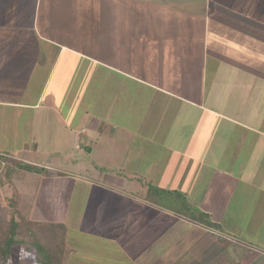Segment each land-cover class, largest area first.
<instances>
[{
	"label": "crops",
	"instance_id": "0c3cea01",
	"mask_svg": "<svg viewBox=\"0 0 264 264\" xmlns=\"http://www.w3.org/2000/svg\"><path fill=\"white\" fill-rule=\"evenodd\" d=\"M15 4L20 9L17 15L11 13L10 8ZM76 68L81 80L85 76L83 84L93 83L98 93L101 88L102 96L107 94L103 89L106 84L107 87H119L121 101L118 102L124 101L127 107L121 114L129 119L136 107L142 108L145 104L146 108L154 109L162 103V108L155 115L160 122L170 110L177 111V115L190 111L194 117L191 118L197 122L194 126L181 125L189 133L187 141L186 136L176 133L170 134L169 140L164 130L158 127L159 132L155 135L142 134L138 140L143 142L140 145L138 141L128 145L133 134L124 132L119 126L114 127L113 135L107 134L105 127L100 130L96 147L108 144L107 148L100 149L104 150L102 152L98 150L88 164L94 161L93 165L102 166L105 159L108 162L104 166L105 177L94 185L108 195L112 193L114 196L115 192L128 194L130 203H138V206L130 205V215L135 212L150 222L158 218L161 213L159 207L163 206L129 191L133 180L147 175L171 177L172 180L181 171L193 177L199 169L196 166L202 165L208 156L205 152L207 143L201 132L204 126L202 116H221V119L231 121L230 117L214 108L217 102L219 107L224 105L226 93L244 94L250 87L256 92H264V0H0L1 107L29 110L28 119L33 122L43 101L46 104V101L53 100L54 103L59 98L57 90L46 94L48 85L54 83L53 80L65 86L76 83L72 81ZM40 72L45 76L37 83L40 87L35 88L34 78H39ZM55 73L57 76L53 79ZM95 78L97 80L93 82ZM0 110L4 112L0 111V115L6 114L5 109ZM113 112L115 110H104L97 116L83 112L81 126L72 127L71 122L65 119L68 129L60 126L61 132L56 137L62 143L52 146L58 155L52 163L55 169L45 165L49 173L38 174L41 175L40 181L34 206H31L34 219L50 215H54V220L59 218L55 207L61 203L59 193L62 195L74 188L75 180L67 178L71 175L67 172L61 175L57 168L61 163L57 160L64 161L68 156L65 160L68 165L73 158L65 153L74 140L79 145L75 149L80 151V145L89 141L88 131H92L91 134L99 131L97 126L94 127V121L99 123L98 118L102 117L106 122V115L115 119L118 115H113ZM18 116L8 117L17 119ZM66 117L70 120L67 114ZM44 121L41 119L46 123ZM234 121L240 124L238 120ZM143 130L140 128L139 131ZM68 132L73 137L69 138ZM77 133L82 137L76 140ZM112 137L117 147L124 146L127 150L118 160L113 154ZM175 137H179L177 144ZM36 141L34 136L32 150L38 149L39 142ZM183 141L185 143L181 145ZM23 145L25 150L29 149L27 143ZM86 149V155L90 156L94 149L89 146ZM225 149L222 145V150ZM133 151H139V156L145 159L139 172L125 166L132 165ZM154 157H158L156 170H147ZM119 165L124 168L119 169ZM89 170L87 168L86 171ZM127 179L132 181L125 185ZM151 180L148 185L157 186ZM185 184H181L182 189ZM231 193L225 188L207 191L201 202L207 218L201 216L202 212L191 217L184 212L169 210L186 222L181 230L178 229L175 238L179 245L177 248L183 251L178 255L179 264H264V234L255 235L252 239L236 238L231 232L234 226L229 227L225 221L224 213ZM146 222L136 230L146 229ZM183 232L185 237L181 236ZM118 235L122 237V232ZM132 238L130 235L126 243H130ZM172 239L168 248L174 244L173 241L170 243ZM167 250L170 256L171 249ZM163 258L164 255L156 262L163 263ZM171 261L174 264V260Z\"/></svg>",
	"mask_w": 264,
	"mask_h": 264
},
{
	"label": "rangeland",
	"instance_id": "374dc122",
	"mask_svg": "<svg viewBox=\"0 0 264 264\" xmlns=\"http://www.w3.org/2000/svg\"><path fill=\"white\" fill-rule=\"evenodd\" d=\"M10 8L12 9L11 13L16 15L20 11L18 4L11 5ZM78 72L76 68L72 81L77 82L74 84L69 83L65 86L58 84L57 80H53L54 83L48 85L46 94H53L57 90L59 98L54 103L53 100L46 101V104L43 101L41 108L36 111L37 118L33 122L28 119L29 110L0 106V109L6 111V114L2 115L4 112L0 110L2 113L0 115V263L6 260L5 257L10 256L9 264H23L25 260H29L28 264H36L32 252L27 250L30 247L40 246L41 254L46 255L47 251L52 253V264H172L173 261L170 262V260H174V264H179L177 262L178 255L183 251L177 248L179 245L175 238L178 229L181 230L186 222L180 217L172 215L169 210L184 212L183 214L186 216H197L199 212L203 213L201 209L203 196L207 194V191L219 188L232 191L224 218L226 217L225 221L230 224L229 227L234 226L235 229H231L234 236L252 239L255 235L258 237V234H264V92H256L253 87H250L244 94L242 92L226 93L224 105L219 107L218 102L214 105V108L223 113L225 117H230L233 123L230 120L221 119V116H202L204 126H202L203 131L201 130V132L204 142L207 143L205 152L208 156L202 165L196 166L199 169L193 177L184 175L187 172L181 171L182 174L176 173V179L172 180L171 177H148V175L133 180L129 191L139 198H150L157 202V205L163 206L159 207L161 213L158 218L146 222L143 216H139L135 212L130 215V205L138 206V203H130L128 194L115 192L114 196L112 193L108 195L94 185H98V180L105 177L104 166L108 162L105 159L102 166L93 165L94 161L88 164L93 156L96 157L98 150L102 152L104 150L100 149L107 148L108 144L103 147L98 144L96 147V140L100 138V130L105 127L107 134L110 135H113L116 126H119L124 132L129 131L133 137H130L128 145L136 143L142 134L155 135L159 132L157 131L158 127L164 130L163 133L169 140L170 134L176 133L179 136H186L185 141H187L189 133L187 134L181 125L194 126L197 122L193 121L194 117L190 111L186 114L182 113L183 115H177L175 110L168 111V114L164 115L160 122L155 115L162 108V103H158L154 109L148 106L146 108L145 104L142 105V108L136 107L133 112L134 116L130 115L129 119L125 114H121L127 107L124 101L123 103L118 102V100L121 101L119 87H113L114 85L107 87L106 84V87L102 88L107 94L102 96L101 88L98 93L93 83L88 86L83 84L86 81L85 76L81 80ZM57 73L54 74L53 79ZM44 76L45 73L40 72L39 78L38 76L33 77L36 83L34 84L35 88L40 87L37 83L42 81ZM79 78L80 80H78ZM96 80L97 78L93 82ZM80 81L83 82L80 84ZM121 81L123 82L122 79ZM84 88L86 90L82 93ZM136 104L138 105V102ZM105 106L108 108H104ZM66 107L68 108L66 109ZM104 110L107 112L115 110L113 115L116 113L118 116L114 119V117L106 115V122H104L105 118L104 121L102 120V117L98 118L100 119L99 123L94 121V127L97 126L99 131L96 130L97 132H93V134H91L92 131H88L89 141L80 145V151L75 149L76 145H79L74 140L65 153L73 158L68 161V165L65 163L68 156H65L64 161L57 160V163H61L57 167L61 171V175L67 172V175L71 174L67 178L75 180L74 188L62 195L59 193L58 200L62 204L59 203L55 206L56 215L59 218L54 220L52 219L54 215H50L46 217L48 219H34L31 208L34 206L33 201L40 181L39 176L41 175L38 174L49 173L47 165L55 169V165L53 166L52 163L58 155L55 154L56 151L53 147L56 143H62V140L60 142L56 138L57 134L61 132L60 126L68 129L65 119L71 122L72 127L81 126L83 112L97 116L98 112ZM45 112L47 115L44 116ZM18 113H20L19 116ZM49 114H51L50 117ZM12 115L18 116L17 119L8 117ZM195 117L198 118L197 115ZM41 119H44L46 123H42ZM234 120H238L240 124ZM140 128L144 130L139 131ZM31 130H34V133ZM205 134L207 135L205 136ZM34 136L39 142L36 150H32ZM70 137H73L72 133H69ZM80 137H82L81 133L75 134L76 140ZM135 138L137 140H133ZM178 139L179 137H175V144L178 143ZM185 141L180 144L182 145ZM26 143L29 147L28 150L23 148V144ZM137 143L140 145L143 142L138 141ZM111 144L114 150L113 154H116L117 160L120 159L121 154L127 150L124 146V149L120 146L117 147L113 137ZM222 145L226 148L224 151ZM87 146L94 149L90 156L86 155L87 149L84 150ZM156 153L158 154V150ZM144 160L139 156V151H133L132 165L125 166L139 172L143 169ZM38 162L43 163L44 167L39 166ZM157 164L158 157H154L146 168L154 171ZM118 167L119 169L124 168L120 165ZM87 168H90L89 172L86 171ZM85 177L86 180L83 179ZM150 179H152L151 183H156L157 186L148 185ZM92 180L94 181L92 182ZM131 181L127 179L125 185ZM183 182L186 184L182 189ZM142 184L144 185L142 186ZM124 187L126 188V186ZM14 192L16 203L12 207L8 204V197ZM24 195L29 197H26L25 200L22 198ZM47 197L50 200L51 196ZM133 198L132 200H134ZM115 211L116 213H114ZM135 216L136 218H134ZM201 216L204 218L207 214L205 216L203 213ZM13 219L14 221H12ZM142 222H146V229L137 231L136 229L142 226ZM12 223L18 229L15 227L16 230L10 232L8 227ZM188 227L190 226L188 225ZM248 227L250 229H245ZM120 232H122V237L118 235ZM11 235L15 244L8 247L5 239ZM130 235H133L134 239L132 238L130 243L129 241L126 243L125 240ZM185 235L186 233H181V236L185 237ZM170 239H172L170 243L173 241L174 244L168 248ZM8 248L11 253L9 256L6 254ZM167 249H171L170 256L166 253ZM162 255H164L163 263L156 262ZM191 256H193L192 253Z\"/></svg>",
	"mask_w": 264,
	"mask_h": 264
},
{
	"label": "trees",
	"instance_id": "16d2710c",
	"mask_svg": "<svg viewBox=\"0 0 264 264\" xmlns=\"http://www.w3.org/2000/svg\"><path fill=\"white\" fill-rule=\"evenodd\" d=\"M12 164H14V163L12 162ZM14 196H15V192H14L13 195H11V196L8 197V204L10 206H12V207H14L15 206V203H16L15 200H14ZM18 198H20V196H18ZM22 198L25 199L26 197H22ZM12 221H14V219ZM15 227H16V225L12 223V225L10 227H8V229H10V232L11 231H15L16 228H17V227L15 228ZM5 240H6L5 242H7V244H8V247L11 246L12 244H15L14 243L15 241H14V238H13L12 235L11 236H7ZM40 249H42L40 246H37L35 248H31L30 247V248H28L27 251L32 252V254H33V260L35 261L36 264H52V261H51L52 260V257H51L52 256V253H50V252L47 251L46 252V255H43V254L40 253ZM9 250L10 249L8 248L7 249V252H6L7 256H9V253H10ZM23 251H24V249H23ZM10 255H11V253H10ZM42 255H43V258H42ZM5 258H6V260L4 262H2V260H1L2 263H0V264H9V261H10L9 258H10V256L9 257H5ZM28 261L29 260L23 261V264H28Z\"/></svg>",
	"mask_w": 264,
	"mask_h": 264
}]
</instances>
